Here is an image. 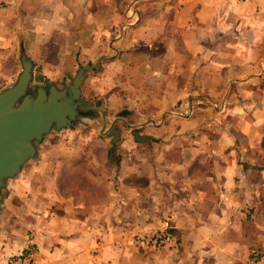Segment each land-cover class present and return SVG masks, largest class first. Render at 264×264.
<instances>
[{
    "label": "crops",
    "instance_id": "crops-1",
    "mask_svg": "<svg viewBox=\"0 0 264 264\" xmlns=\"http://www.w3.org/2000/svg\"><path fill=\"white\" fill-rule=\"evenodd\" d=\"M136 1L132 12L106 0H0V90L23 55L33 85L60 87L95 65L81 83L90 110L43 140L8 185L0 222L15 235L0 264L29 226L38 264H256L264 0ZM160 215L172 216L178 247H134L128 234L157 230Z\"/></svg>",
    "mask_w": 264,
    "mask_h": 264
},
{
    "label": "water",
    "instance_id": "water-1",
    "mask_svg": "<svg viewBox=\"0 0 264 264\" xmlns=\"http://www.w3.org/2000/svg\"><path fill=\"white\" fill-rule=\"evenodd\" d=\"M32 68L31 60L23 55L16 81L0 90V202L8 181L36 156L43 137L52 130L72 126L81 112L90 110L89 103L81 97V83L95 65L79 67L70 82L60 87L54 83L33 85ZM112 133L116 141L117 129ZM133 134L138 137L135 130Z\"/></svg>",
    "mask_w": 264,
    "mask_h": 264
},
{
    "label": "rangeland",
    "instance_id": "rangeland-1",
    "mask_svg": "<svg viewBox=\"0 0 264 264\" xmlns=\"http://www.w3.org/2000/svg\"><path fill=\"white\" fill-rule=\"evenodd\" d=\"M104 0H96V6H100V4L103 2ZM107 1V3L110 5V7L111 8H118V6H123V8H126L127 9V11H132L133 12V10H131V9H133V8H135L134 6L136 5V3L135 2H137L136 0H106ZM142 0H140L139 1V5H142V2H141ZM145 1H148V2H146L145 3V5H149V2H151V0H144V2ZM78 5H79V7H81L82 6V1L81 2H79L78 3ZM144 5V4H143ZM83 6H85V4L83 5ZM122 8V9H123ZM96 16V15H95ZM94 16V17H95ZM132 16V15H131ZM114 21V19L113 20H111V22H113ZM68 128V127H67ZM55 132H59V131H51L48 135H45L44 137H43V139L38 143V145L37 146H39V144H41L42 142H43V140L44 141H46V140H52L51 138H52V136L54 137L55 136ZM36 157V156H35ZM34 157V158H35ZM34 158H32V159H29L26 163H25V165L23 166V169H22V171H26L27 170V166L30 164V162L32 161V160H34ZM22 171L20 172V174L22 173ZM19 176V175H18ZM17 176V177H18ZM12 180H14V178L13 179H11V180H9L8 181V185L10 184V182L12 181ZM12 184V183H11ZM13 184H14V182H13ZM8 185H7V187L4 189V191H3V198H2V201L0 202V220H1V217H2V207H3V203H4V201L8 198ZM128 209H130V208H128ZM161 217H162V221H161V225H160V228H158L157 230H155V231H146L145 233H142V234H128V236H127V239L130 241V243L134 246V247H138V248H146V247H148V249H150V248H154V249H157V248H163V247H169V248H173V247H178V245H177V243H178V238H177V236H176V231H175V224H174V222H173V218H172V216L171 215H168L167 217H164L163 215H160ZM170 220V222H171V224H172V229H171V233H172V235H173V241H172V243H170V244H165V245H160V246H153V245H145V246H140V245H136L135 244V238L136 237H138V236H144L145 238H149V236H153L154 234H156V233H158L159 231H161L162 229H163V221H165V220ZM14 225H16V229H18L19 228V226L17 225V224H15V223H13ZM10 225H12V223L10 224ZM129 225H131V224H128V226ZM13 230L12 229H10V226L9 225H3V224H1V222H0V246L1 247H4V245L6 244V242L8 241L7 239H8V235H9V233L11 234V233H13L12 232ZM21 234L23 235H25V237H18L17 239H15V238H12L11 239V243L13 242L14 244L15 243H18L17 245H19V247H21L20 249H18V251L16 252V253H14L13 255H10L8 258V261H7V263L8 264H12L14 261H15V259L21 254V253H23L26 249H27V247H29L30 246V248L33 250V255H31V257H32V261H34L35 262V264H38V262H37V248H36V244L35 243H33L32 241H31V236H30V234H31V227L29 226L27 229H23L22 230V232H21ZM13 235H15V233H13ZM264 248H262V247H256V248H254L253 250H252V252H251V260L254 262V263H256V264H264V251H262ZM6 263V262H5Z\"/></svg>",
    "mask_w": 264,
    "mask_h": 264
},
{
    "label": "built area",
    "instance_id": "built-area-1",
    "mask_svg": "<svg viewBox=\"0 0 264 264\" xmlns=\"http://www.w3.org/2000/svg\"><path fill=\"white\" fill-rule=\"evenodd\" d=\"M172 224L170 220L163 221V229L158 233L154 234L153 236H149V238H145L144 236L136 237L135 244L140 246L145 245H153V246H160L165 244H170L173 241V235L171 233ZM33 250L29 247L21 253L12 264H35L32 261Z\"/></svg>",
    "mask_w": 264,
    "mask_h": 264
}]
</instances>
